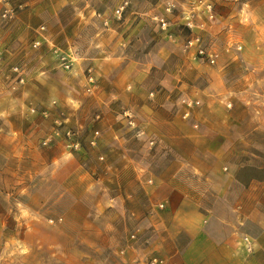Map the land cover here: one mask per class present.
<instances>
[{
    "label": "rangeland",
    "instance_id": "1",
    "mask_svg": "<svg viewBox=\"0 0 264 264\" xmlns=\"http://www.w3.org/2000/svg\"><path fill=\"white\" fill-rule=\"evenodd\" d=\"M157 102L176 108L173 126L150 119ZM224 119L223 165L240 167L231 197L253 245L240 261L264 264V0H0V134L33 146L28 162L1 140L0 264L166 260L142 250L148 223L111 204L122 180L109 167L123 137L149 157L160 132L200 145Z\"/></svg>",
    "mask_w": 264,
    "mask_h": 264
},
{
    "label": "crops",
    "instance_id": "2",
    "mask_svg": "<svg viewBox=\"0 0 264 264\" xmlns=\"http://www.w3.org/2000/svg\"><path fill=\"white\" fill-rule=\"evenodd\" d=\"M152 109L150 119H156L159 125L171 127L177 121L173 117L176 108L168 103L157 102ZM159 110L168 116H161ZM187 110L185 107L184 112ZM229 123L224 119L217 131L203 135L204 141L195 146L191 135L171 134L170 129L160 132L159 149L149 157L141 146L133 150L124 146V137L120 141V164L111 165L109 171L120 175L122 182L119 188L108 187L111 204L120 206L126 218L148 223L137 231L142 250H149L146 242L150 243L153 250L165 257L166 264H244L240 255L243 251L249 253L244 241L247 234L241 236L239 232L241 202L231 197V191L241 186L240 167L223 165L228 155L225 127ZM7 138L11 142L9 153L30 162L31 134H0V144ZM175 139L188 145L173 149ZM149 199L153 211L150 207L144 212ZM157 203L166 206L159 208ZM256 215L261 218L259 211ZM263 218L258 223L264 222ZM76 221L96 223L97 219L90 213H81Z\"/></svg>",
    "mask_w": 264,
    "mask_h": 264
},
{
    "label": "built area",
    "instance_id": "3",
    "mask_svg": "<svg viewBox=\"0 0 264 264\" xmlns=\"http://www.w3.org/2000/svg\"><path fill=\"white\" fill-rule=\"evenodd\" d=\"M6 12H7V10L5 11V13H4V15H6ZM160 20V24H161V26L163 27V28H165L166 26H167V21L165 20V18H160L159 19ZM199 40V38H196V41H198ZM190 44H192L193 43V40H191L190 42H189ZM200 53H204V50L201 48L200 49ZM210 60L212 61V62H214L215 60H214V58H212V56H211V58H210ZM184 101H186V103H187V105H189V106H191L193 103H192V101H187V99H184ZM230 105V104H229ZM190 111L189 110H187L186 112H185V116L187 117V116H189L190 115ZM153 142V141H152ZM166 206V204L165 203H159V207L160 208H164ZM131 237L132 238H134V237H136V233H132L131 234ZM244 241H246L245 243V245H246V248L248 249V250H252L253 249V245H252V242H249V238L246 236V237H244ZM149 263L150 264H165V260L163 259V258H161V257H159V256H151L150 257V259H149Z\"/></svg>",
    "mask_w": 264,
    "mask_h": 264
}]
</instances>
